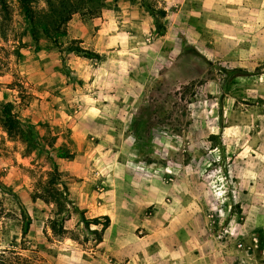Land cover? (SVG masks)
Returning a JSON list of instances; mask_svg holds the SVG:
<instances>
[{"label": "rangeland", "instance_id": "1", "mask_svg": "<svg viewBox=\"0 0 264 264\" xmlns=\"http://www.w3.org/2000/svg\"><path fill=\"white\" fill-rule=\"evenodd\" d=\"M102 3L96 17L74 15L61 39L101 57L89 60L33 32L18 0H0V103L15 105L38 143L10 137L0 122V257L44 264L56 241H97L90 231L102 226L82 221L73 193L102 190L114 171L129 185L122 175L136 170L138 193L153 185L160 195L138 194V238L150 249L172 238L167 222L152 240L158 224L148 222L159 217L220 264H264V0L221 3L211 14L198 0L169 11L159 0ZM138 7L150 21L139 45ZM33 9L42 20L48 6L36 0ZM149 9L166 12L164 36ZM54 166L69 189L62 216L44 200ZM124 196L118 189L108 209ZM54 219L70 227L64 237L52 232Z\"/></svg>", "mask_w": 264, "mask_h": 264}, {"label": "crops", "instance_id": "2", "mask_svg": "<svg viewBox=\"0 0 264 264\" xmlns=\"http://www.w3.org/2000/svg\"><path fill=\"white\" fill-rule=\"evenodd\" d=\"M159 1L160 5H164L165 10L169 11V8L172 6H178L179 8L181 4L184 5L187 1L191 2L193 0ZM198 1L206 14L217 11L221 3L228 9H240L245 4V0ZM170 14L172 16L175 15L174 12ZM149 22V19L142 18L141 9L138 7V45L141 44L142 37L150 32L148 31ZM215 31H217V28L214 30V34ZM203 47L205 54L208 53L211 56L215 54V51L210 49L211 47ZM116 173V171L108 173V176H112V179H109L110 183L104 186L102 190L91 191L88 188L85 191L84 197H76L75 193L72 195L75 204L81 210L86 211L88 219L103 216L110 218V227L103 234L102 241L98 242L91 239L81 244L70 237H66L60 241H56V245L48 247V249L54 248L49 251L52 254L50 258L53 260L44 264H220L214 257L215 255L213 256V251L207 250L203 244L198 247L200 253L195 252L196 249H193L191 241L197 240V238L191 237L189 232L183 231L181 235L174 232L175 221L169 222L159 217L156 218V221H149L148 223L158 224V231L151 235V238L153 237L152 240L157 242L164 236L162 233L163 229L160 228L163 224H167V222L171 229L168 234L172 235V238L170 236L171 239L165 245H160L155 250L150 249V245H148L150 240L146 241L144 239L145 243H142V239L138 238V223H141L138 219V208H140L138 204L142 202L138 199V171L127 170L122 175V177L126 176L125 182L130 178L132 179V183L129 185L121 184L122 178L121 176L118 177ZM117 178L121 180L118 181ZM123 188L129 190V197L127 199L124 196V199L120 203H116L117 206L119 205L117 211L111 206V209H113L111 212L108 209L109 205H107V202H111L118 189L122 191ZM158 193L159 191L156 187L147 185L146 189H142L139 195H141V199L148 195L150 198H159L160 195ZM69 229L70 227H65V230L69 231ZM92 230L98 229L93 227ZM198 239L200 238L198 237Z\"/></svg>", "mask_w": 264, "mask_h": 264}, {"label": "trees", "instance_id": "3", "mask_svg": "<svg viewBox=\"0 0 264 264\" xmlns=\"http://www.w3.org/2000/svg\"><path fill=\"white\" fill-rule=\"evenodd\" d=\"M45 1L48 10L44 15L45 18L40 20L36 17V13L33 9V4L36 0H18L22 13L30 24V27L33 29V32H35L34 30H37L43 37L50 40L53 46L60 50L61 53L75 54L89 60H99L101 58L100 55L94 51L83 48L81 46V41L74 40L71 44L64 47L61 43V39L67 37L68 24L74 15L81 14L82 16H89L90 18L98 16L103 8L102 0ZM149 14L156 19L155 27L158 36H164L166 28L161 22H159V17H165L166 12L149 9ZM227 72L232 75L237 74V78L247 76L242 75L244 71L241 69H233ZM0 122L10 137H19L30 146H36L38 144L33 137L32 127L30 125H26L25 127L22 125L17 113H15V105L13 103H0ZM57 186H60L62 189H56ZM46 190L47 196L44 200L56 206L58 216L67 213V204L70 202L68 200L69 189L59 176L56 166H54V171L50 177ZM81 215L82 221L86 225L93 224L95 226H102L100 231H90L95 235L98 242L102 241L103 234L110 227V218L108 216H103L94 219H86L83 213ZM29 227L30 222H26L23 228V236L28 234ZM50 228L57 237L61 238L67 234L63 219L52 220L50 222ZM84 242H87V239H85ZM0 264H7L3 257H0Z\"/></svg>", "mask_w": 264, "mask_h": 264}]
</instances>
